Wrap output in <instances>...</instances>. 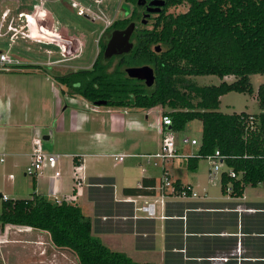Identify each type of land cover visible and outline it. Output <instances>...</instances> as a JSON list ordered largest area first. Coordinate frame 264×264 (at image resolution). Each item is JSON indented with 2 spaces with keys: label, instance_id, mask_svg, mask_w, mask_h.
<instances>
[{
  "label": "trees",
  "instance_id": "1",
  "mask_svg": "<svg viewBox=\"0 0 264 264\" xmlns=\"http://www.w3.org/2000/svg\"><path fill=\"white\" fill-rule=\"evenodd\" d=\"M125 1L133 6V18L113 21L106 32L109 36L113 29L136 22L130 54L117 61L107 59L103 56L106 41L100 42L90 69L54 75L56 83L91 104L105 101L107 107L128 111L168 108L164 115L170 117L171 125L163 128L166 131L181 132L189 122L200 120V158L184 159L189 170L218 151L227 168L238 175L231 179L223 172L222 190L230 184V193L240 196L246 186L261 184L264 189V113L218 112L222 96L231 92L251 95L250 77L264 75V0H164L162 9L144 23L136 0ZM184 2L186 12L168 13V8ZM130 66L151 67L153 85L129 78L124 68ZM197 76L233 77L235 81L198 86L190 80ZM256 94L264 111V85ZM249 117H253L252 124ZM73 163L79 166L75 157ZM105 182L112 186L110 179ZM158 185L160 180L143 179L140 187L124 189L122 194L152 196ZM174 185L179 189V181ZM75 196L73 188L60 204L35 193L28 199L3 202L0 229L12 225L46 232L52 245L71 250L79 264H149L134 262L98 243L92 236L91 219L75 205Z\"/></svg>",
  "mask_w": 264,
  "mask_h": 264
},
{
  "label": "rangeland",
  "instance_id": "2",
  "mask_svg": "<svg viewBox=\"0 0 264 264\" xmlns=\"http://www.w3.org/2000/svg\"><path fill=\"white\" fill-rule=\"evenodd\" d=\"M10 1L0 0V17L1 13L7 8L12 10L13 14H17V10L13 11V2ZM79 1L100 17L112 21V23L117 19H126L133 9L132 4L126 3L125 0H103L101 4H96V0ZM27 2L30 5H36L39 3V0H27ZM44 4V9L49 13V17H51L48 23L56 25L57 30L63 31L62 33L55 32L58 33L56 35L58 36L64 33L67 37L77 38L78 40L75 43H77L78 51L74 50L75 47H72L73 49L69 46L62 47L59 42L45 40L43 37H36V32L30 31L29 28L30 34L36 37L33 40L17 36L16 39L11 41L16 36L15 34L0 37V53H8L9 56L17 59L20 63V66L14 68H18L17 73L0 72V76H2L7 86L18 90L19 93L15 98H12L13 96L6 97V104H8L9 109L11 107L17 108L16 113L13 115L15 117L17 116L18 118L16 119L20 121L25 119L22 107H25V104L29 105L30 117L27 119L29 121L28 124H34L32 120L37 118L36 120H38L40 129L38 128L35 136L42 141V147L45 153L60 155L57 160V169L61 173V181L67 185H70L72 182V160L74 157L70 154L83 153L81 150L100 154L88 159V172L90 175L101 173L104 176L115 177L119 181L118 192H120L121 186L126 183L125 181H121V177L125 174L126 169H132L133 172L136 171L137 174H140L141 166L146 170L152 169V172L158 175L162 166L159 161L157 167L147 165L145 159L133 158H127L122 164H116L113 158L103 157L101 155L113 152V150L107 149L106 146H103L104 148H96L97 150L77 149L75 146L74 134H95L94 132L98 129L96 125L98 123L96 121L99 118L105 120L103 122V128L106 132L108 131L106 128L108 126V120L110 121L111 117L115 115L118 117L120 115L123 116V111L119 108L107 106L94 107L96 111H91L93 104L79 96L70 95L65 91L66 89L64 90L63 87H60L56 83L53 76L58 73L54 71V68H58L59 72H65L68 68L73 70L90 68L99 52V43L105 41L108 34L105 33L106 31L102 21L93 22L85 17L76 16L75 11H72L67 6L66 0H47ZM25 10L29 12L30 9L26 8ZM187 10L188 4L184 2L168 8L167 11L168 13L179 14ZM3 32H5V27ZM76 54L79 55V57L77 56L78 58L65 60L59 66L49 64L50 62H55L65 57L75 56ZM32 64L39 66L38 73L34 74L32 72L34 69L31 67ZM190 80L198 86H217L222 81L227 83L235 81L233 77H225L221 80L217 76H197L190 78ZM250 82L253 88V94L231 92L222 96L220 98L218 112L222 114H239L244 112L250 115L264 113L260 109L256 97L259 86L264 85V75H253L250 77ZM78 111L87 117L91 125L81 131L76 129V132H72L69 130V125H71L72 121L71 115L76 112L78 113ZM168 111V108L161 107L133 111L135 113V119L145 123L150 129L141 138V142L143 143H140L138 148L133 151L124 152L145 153L154 151L156 145L155 140L160 139L159 131L162 129V115ZM146 115L147 118H145ZM7 116L8 114L5 115V120H7ZM94 122L96 124H92ZM20 129L26 134L32 128L27 129L21 127ZM121 131L122 128H117L112 132L121 133ZM201 131V121L193 120L186 125L183 131L175 133L176 146L179 148V152L185 153L186 149H195L197 146L184 145L181 141L186 137L189 140L195 139L200 142ZM45 136L49 137V139L44 140ZM183 157L188 156H180V158ZM12 160V158L7 157L4 164L0 163V195L6 196L10 200L29 198L33 193L32 180L31 177L24 176L28 158H18V166L15 168L11 165ZM197 167L199 170L207 172L214 165L211 166L209 161L201 159L198 161ZM225 171H228L226 164L218 163L217 174L220 175ZM181 172H183L182 175L179 174ZM179 173L177 174V178L185 182L191 172L186 166L185 168H181ZM10 174L14 177L13 183L11 180L12 177H9ZM98 182L96 184L97 188H89L87 191L89 201L85 200L84 204L81 203L79 205L82 213L91 219L93 238L109 250L118 252L134 262L159 264L154 254L138 251L133 241L123 239L121 234L131 232L133 229L132 221L129 218L126 220L123 218L124 216L132 217V207H129V204L113 202L111 199L110 185L105 182V179H101ZM12 184L14 185L11 186ZM143 202L144 200H139L137 205L139 206ZM2 206L3 201L0 197V213L2 212ZM140 225L145 230H149V225ZM0 264L79 263L76 255L71 250L57 248L52 245L48 233L27 227L7 225L3 229H0Z\"/></svg>",
  "mask_w": 264,
  "mask_h": 264
},
{
  "label": "crops",
  "instance_id": "3",
  "mask_svg": "<svg viewBox=\"0 0 264 264\" xmlns=\"http://www.w3.org/2000/svg\"><path fill=\"white\" fill-rule=\"evenodd\" d=\"M41 1L43 0H39V3L36 5H30L27 0L10 1L13 2V11L17 10V14H13L12 10L7 8L10 10V16L6 22L11 17L15 19V27L18 29V33L15 34L16 37H21L20 32H27L30 36L28 39L33 40L36 37H40L39 33H44V36L52 34L56 37L58 33L55 32H63L61 29V31L57 30L56 25L48 23L51 17H49V13L44 9V3L46 2L40 6ZM26 8L30 9L29 12L24 11ZM19 14L29 15L31 17L30 23H26L27 21L21 22L18 19ZM36 26H39V29ZM28 28L30 31L36 32V37L30 34ZM13 34L9 33L7 35ZM58 36L62 38L67 37L64 33ZM44 39L47 40V38ZM50 40L60 43V40H56L54 37ZM49 64H53L54 66L53 62ZM31 67L34 68L32 71L34 74L38 73V69L40 68L37 64H32ZM14 68L8 71L0 70V72L17 73L18 68ZM18 94V90L7 86L2 76H0V99H2L0 100V155L4 157V162L1 164H4L6 158L10 157L13 159L11 165L15 168L18 166L17 159L26 157L28 158L27 169L30 163L32 141L33 139H38L35 134L38 128L40 129V126L38 120H36L37 118L32 120L34 124H28L29 121L27 119L30 117V107L28 104L22 107L25 119L19 121L16 119L18 117L13 115L16 113L17 108L11 107L9 109L8 104H6V97L13 96L12 98H15ZM94 107L91 111H96ZM120 110L123 111V116L120 115L118 117L115 115L111 117L110 121H106L108 124L106 126L108 130L106 131L107 134L103 128L105 120L100 118L96 121L98 124L92 123L98 126L97 131L94 132L95 134H74L77 149L97 150L96 148H104L103 146H106L107 149L113 150L110 154H101L103 157H111L110 155L113 154L145 155L156 153L160 147L162 129L159 131L160 139L155 140L154 151L145 153L124 152L133 151L138 148L140 143H143L141 142V138L146 135V132L150 128L145 123L137 121L133 111ZM7 114V120H5V115ZM145 118H147V115ZM71 120L69 130L72 132H76V129L81 131L91 125L87 117L79 111L71 115ZM21 127L27 129L31 127L32 129L25 134L20 129ZM117 128H122L121 133L112 132ZM197 149V147L195 149H186L185 153H180L177 147L178 152L182 155L196 154ZM81 151L83 153L70 154L72 157L76 156L77 165L82 167V174L84 176L81 193L75 196V205L79 207L81 203L84 204L85 200L89 201L87 191L89 188H97L96 184L99 183L100 179H110L112 183L110 187L112 201L129 204V207H132V217L124 216L123 218L124 220L129 218L132 221L133 229L131 232L121 234L123 239L133 241L138 251L154 254L159 264H264V189L261 184L253 187L246 186L240 196H235L230 192L222 190L220 176L223 172L218 175L217 171L212 173V169H209L207 172H203L198 167L190 170V175L183 182L177 178V174L181 168L187 166L184 161L186 158H176L161 164L162 166L158 175H155L152 169L146 170L142 168L140 164V174H137L136 171L133 172L132 169H126L125 174L121 177V181H125L126 183L121 186L120 193L118 192L119 181L115 177L104 176L101 173L95 175L89 174L88 159L100 154L90 153L86 150ZM127 158L142 159L133 156L126 157L125 159ZM125 159L122 162L114 161L116 164H122ZM72 165V182L70 185L62 182L61 176L57 180H52V170L46 169L34 178L35 186L33 187L32 185L33 193L51 201L65 197L69 198L75 186L74 177L76 168L74 163ZM164 174H167L174 181H179L180 185L192 186L198 193V197L189 200L167 197L163 200V206L158 204L156 218H134L139 213L137 214L133 204L124 202L126 197L123 196L122 191L138 187L143 179L154 178L160 180ZM179 174L182 175L183 172ZM24 176H27L26 171L24 172ZM9 177H12L13 183V175L10 174ZM141 200L152 201L153 199L147 197ZM140 224L149 225V230H145Z\"/></svg>",
  "mask_w": 264,
  "mask_h": 264
},
{
  "label": "built area",
  "instance_id": "4",
  "mask_svg": "<svg viewBox=\"0 0 264 264\" xmlns=\"http://www.w3.org/2000/svg\"><path fill=\"white\" fill-rule=\"evenodd\" d=\"M103 0H96V4H101ZM46 2L45 0L41 1L40 6ZM69 8L72 11H75L76 16L79 17H85L91 21H102L104 23V29L106 30L109 28L112 24V21L107 20L103 17H100L97 13L92 11L89 7L82 4L79 0H66ZM40 15V13H39ZM10 16V10L6 9L1 13L0 17V37L7 36L9 33H18V29L15 27V19L11 17L7 22V18ZM38 16V15H37ZM39 18V17H38ZM18 19L23 21H27L26 23H30L31 17L26 14H19ZM33 19V18H32ZM6 23V25H5ZM5 27V32H3V29ZM39 26H36V28ZM37 31V30H36ZM42 31V30H41ZM38 33V31H37ZM21 38L28 39L30 38L29 34L27 32L23 33L20 32ZM48 35V34H47ZM44 36V33H39L40 37L47 38V40H50L54 37L56 40H60V44L63 46H69L70 44H75L77 38L74 37H59L54 35ZM52 36V37H51ZM16 39V36H14L11 41ZM20 65L19 61L17 59L12 58L8 55V53H0V70H10L11 68L18 67ZM253 117H249V123L252 124ZM161 124H162V134L160 139V147L159 150L156 153L153 154H145V155H110L115 161L122 162L126 157H140L142 159L146 160L147 165H151L153 167L158 166V161L163 164L167 161H171L176 158H180V156H188L183 158H200L199 155L192 154V155H181L176 146V138L175 133L172 131H166L163 130V128H167L171 125V119L170 117L163 115L161 118ZM182 144L184 145H190V146H197V148L200 145V142L196 141L195 139L189 140L188 138L184 137L182 139ZM60 155H53V154H47L43 151L42 147V141L40 139H33L32 141V151L30 154V163L29 166L26 169V175L35 178L39 174H41L44 170L50 169L52 170L51 179L57 180L61 173L57 169V160ZM76 158V156H73ZM205 160L209 161L210 165H214L212 168V173H215L217 171V164L222 163L225 157L219 154L218 151H215L213 155H209L204 157ZM4 162L3 155H0V163ZM75 177H74V189L76 191V194L81 193V187L82 183L84 181V176L82 174V167L78 166L75 167ZM144 171V170H143ZM228 176L231 179H237L238 175H236L235 172H233L231 169H228L227 171ZM175 181L172 180L167 174H164L160 179V185L156 186L154 188V195L152 196H133V195H123L126 198L124 199L125 203H130L135 206V210L137 215L134 218H143V219H153L157 217V208L158 204L160 206H163V200L167 197L177 198V199H194L198 197V193L193 189L190 185H180L179 189H176L175 187ZM140 187V185L138 186ZM227 192L232 191V186L229 184L226 187ZM151 197L152 201L144 200L143 204L137 205L138 201L142 198ZM1 199L3 202L9 201V199L6 196H1ZM56 204H60L61 199H55L53 200Z\"/></svg>",
  "mask_w": 264,
  "mask_h": 264
},
{
  "label": "water",
  "instance_id": "5",
  "mask_svg": "<svg viewBox=\"0 0 264 264\" xmlns=\"http://www.w3.org/2000/svg\"><path fill=\"white\" fill-rule=\"evenodd\" d=\"M147 0H137V7H144ZM165 5L164 0H152L148 3V6H155L154 9H147L150 13H158L161 10V7ZM150 15H144V18ZM143 21L142 23H144ZM135 25L133 23L129 24L124 30H115L111 33L110 38L105 46L104 56L109 59L112 57L122 58L125 55L130 54L133 49V43L130 42L131 34L134 31ZM160 48L156 47L155 51L159 52ZM125 73L131 79H136L139 81H144L147 87H151L154 83V72L153 69L149 66H138V67H129L125 69ZM105 101H97L93 104L95 107L105 106ZM48 137H44V140H47Z\"/></svg>",
  "mask_w": 264,
  "mask_h": 264
},
{
  "label": "flooded vegetation",
  "instance_id": "6",
  "mask_svg": "<svg viewBox=\"0 0 264 264\" xmlns=\"http://www.w3.org/2000/svg\"><path fill=\"white\" fill-rule=\"evenodd\" d=\"M137 1V0H136ZM152 0H147L146 1V4H145V6L144 7H141V8H139V7H137V5H136V8H137V11H138V13H139V15H140V22L142 21H147L148 19H150L152 16H153V14H155V13H150V12H148L147 11V9L149 8V9H154V8H156L155 6H151V7H149L148 6V3H150ZM161 9H162V7H161ZM133 10L134 9H132V11L130 12V15L127 17V19H131V18H133ZM144 15H150V17H148V16H146L145 18H144ZM131 23H133L134 25H135V27H134V31L136 30V28H137V23L136 22H134V21H131L129 24H131ZM128 24V25H129ZM127 25V26H128ZM126 26V27H127ZM125 27V28H126ZM125 28H123V29H113L111 32H110V34H109V36H107V38L105 39V41H106V43H105V46H106V44H107V42H108V40H109V38H110V35H111V33L113 32V31H115V30H124ZM106 31V30H105ZM104 31V32H105ZM133 31V32H134ZM105 33H107V32H105ZM133 34V33H132ZM132 34H131V37H132ZM131 37H130V42H132L131 41ZM133 43V42H132ZM69 47L70 48H72V47H75L74 48V50H76V51H78V46H77V43H75V45H73V44H70L69 45ZM73 49V48H72ZM104 50H105V48H104ZM99 52H100V50H99ZM99 52H98V54H99ZM61 54H62V52H61ZM98 54H97V56H98ZM63 55V54H62ZM65 56V55H64ZM79 57V55H75V56H71V57H65V58H63V59H61V60H57V61H55V62H53L56 66H59L60 64H62L63 62H65V60H72V59H74V58H78ZM96 56V57H97ZM103 56H104V51H103ZM105 57V56H104ZM109 59H115V61H117L118 59H120V58H116V57H112V58H109ZM93 65V64H92ZM63 66V65H62ZM92 67V66H91ZM90 67V68H91ZM130 67H135V66H130ZM138 67V66H137ZM90 68H87V69H90ZM126 68H129V67H125L124 68V70L126 69ZM78 70H85V69H76V70H73V69H66V71L65 72H62V71H58V68H54V71H56L58 74H56V75H65V74H68V73H71V72H76V71H78ZM139 81V80H138ZM141 82H143L144 83V81H141ZM145 84V83H144ZM60 87H62V86H60ZM65 89V88H64Z\"/></svg>",
  "mask_w": 264,
  "mask_h": 264
},
{
  "label": "bare ground",
  "instance_id": "7",
  "mask_svg": "<svg viewBox=\"0 0 264 264\" xmlns=\"http://www.w3.org/2000/svg\"><path fill=\"white\" fill-rule=\"evenodd\" d=\"M31 20V19H30Z\"/></svg>",
  "mask_w": 264,
  "mask_h": 264
}]
</instances>
